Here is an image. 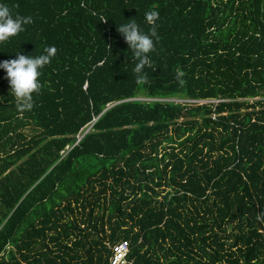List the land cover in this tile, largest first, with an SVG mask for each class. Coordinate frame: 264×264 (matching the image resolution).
<instances>
[{"label":"trees","instance_id":"16d2710c","mask_svg":"<svg viewBox=\"0 0 264 264\" xmlns=\"http://www.w3.org/2000/svg\"><path fill=\"white\" fill-rule=\"evenodd\" d=\"M0 2V61L57 50L30 110L0 69V264H264V0Z\"/></svg>","mask_w":264,"mask_h":264},{"label":"clouds","instance_id":"9594fccd","mask_svg":"<svg viewBox=\"0 0 264 264\" xmlns=\"http://www.w3.org/2000/svg\"><path fill=\"white\" fill-rule=\"evenodd\" d=\"M157 11L145 13V20L151 25L148 32H144L135 22L121 24L117 31L123 36L128 49L131 50L134 59L137 61L133 72L138 79H145V66H151L149 53L154 50V41L160 39L155 21L158 19ZM32 23L31 17L13 15L10 8L0 2V43L7 42L10 38L24 31V25ZM54 46L47 47L38 56L17 54L15 59L0 61V69L5 72L10 91L15 97L17 105L22 110L33 107V94L39 93L41 83L39 77L45 65L51 62L56 54ZM184 73H177L176 79L180 84Z\"/></svg>","mask_w":264,"mask_h":264},{"label":"built area","instance_id":"2783aa9c","mask_svg":"<svg viewBox=\"0 0 264 264\" xmlns=\"http://www.w3.org/2000/svg\"><path fill=\"white\" fill-rule=\"evenodd\" d=\"M112 253L109 258V264H131L128 261L130 247L128 241H121L111 248Z\"/></svg>","mask_w":264,"mask_h":264},{"label":"rangeland","instance_id":"374dc122","mask_svg":"<svg viewBox=\"0 0 264 264\" xmlns=\"http://www.w3.org/2000/svg\"><path fill=\"white\" fill-rule=\"evenodd\" d=\"M140 100H143V99H140ZM175 101H177V103H184L183 101H181V100H175ZM188 103H190V102H188ZM204 103H208V102H204ZM113 106V105H112ZM112 106H109L107 109H109L110 107H112Z\"/></svg>","mask_w":264,"mask_h":264},{"label":"water","instance_id":"95a60500","mask_svg":"<svg viewBox=\"0 0 264 264\" xmlns=\"http://www.w3.org/2000/svg\"><path fill=\"white\" fill-rule=\"evenodd\" d=\"M88 132V131H87ZM87 132H85V133H87Z\"/></svg>","mask_w":264,"mask_h":264}]
</instances>
